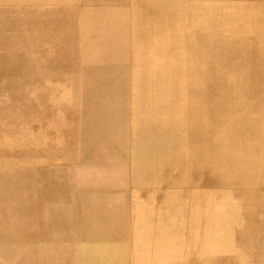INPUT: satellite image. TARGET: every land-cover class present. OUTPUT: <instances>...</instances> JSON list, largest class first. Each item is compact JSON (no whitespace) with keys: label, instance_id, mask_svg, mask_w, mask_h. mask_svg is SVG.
Masks as SVG:
<instances>
[{"label":"rangeland","instance_id":"374dc122","mask_svg":"<svg viewBox=\"0 0 264 264\" xmlns=\"http://www.w3.org/2000/svg\"><path fill=\"white\" fill-rule=\"evenodd\" d=\"M0 264H264V0H0Z\"/></svg>","mask_w":264,"mask_h":264},{"label":"bare ground","instance_id":"6f19581e","mask_svg":"<svg viewBox=\"0 0 264 264\" xmlns=\"http://www.w3.org/2000/svg\"><path fill=\"white\" fill-rule=\"evenodd\" d=\"M69 178H72L70 175H66L65 173H61V175H59V179L56 180V185L57 186H64V183L66 180H68ZM82 184H88L89 182H86L85 179H83ZM86 182V183H85Z\"/></svg>","mask_w":264,"mask_h":264}]
</instances>
